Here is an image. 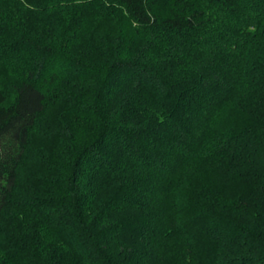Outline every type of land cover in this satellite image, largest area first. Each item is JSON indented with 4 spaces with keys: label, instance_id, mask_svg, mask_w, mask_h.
I'll return each instance as SVG.
<instances>
[{
    "label": "trees",
    "instance_id": "obj_1",
    "mask_svg": "<svg viewBox=\"0 0 264 264\" xmlns=\"http://www.w3.org/2000/svg\"><path fill=\"white\" fill-rule=\"evenodd\" d=\"M2 1L0 71L15 80L0 76V264H264V0H100L131 40L161 42L113 57L83 102L46 121L57 149H44V188L12 202L38 117L102 76L66 56L100 7ZM49 6L70 10L56 45L26 35L29 7ZM23 47L41 69L18 72Z\"/></svg>",
    "mask_w": 264,
    "mask_h": 264
},
{
    "label": "rangeland",
    "instance_id": "obj_2",
    "mask_svg": "<svg viewBox=\"0 0 264 264\" xmlns=\"http://www.w3.org/2000/svg\"><path fill=\"white\" fill-rule=\"evenodd\" d=\"M98 1V6L100 8L98 9L97 17H95L96 19L94 28L88 35L87 40L78 46L69 49L66 56H68L70 59H79L85 63H88L89 65L98 67V70L100 73H102V76H100L97 72V75L93 77L72 82L75 88L73 87L72 90H69L65 94H61L59 100H55L54 102L50 103L46 112H43L38 117L32 131L29 141L30 143L24 155V159L18 166V179L15 187L16 194L11 199V202L13 200L21 199L23 196L24 199L25 196H28L31 193L38 194V192H40L39 190L44 188V168L48 166V159H46L48 156L45 158L44 149H47L49 153L52 152V150L55 151L57 149V145H54V143L49 140V137V139L44 138V131L47 130V126L49 124L46 121L53 119L56 122V115L62 113V111L64 113H66V111H70L66 109L67 103L65 102H68V104L69 102H83L84 100L81 96L83 91L88 92L90 90H94L95 87L98 86L103 78L105 66L110 62V60H112L113 57L117 56L118 54H124L131 57H138L139 55L146 53L150 54L149 45H152L151 42L155 41L156 44L161 42L160 37H147L145 40L137 41L131 40V38L127 36V32H129V30L126 17L123 15V11L119 8H116L117 6L115 7V5L107 1ZM8 8L9 5L5 1L0 0V10L3 11ZM29 8L30 9H28L29 11L27 13L30 14V19L27 23L31 28H28L26 33V35L30 37L29 39L38 41L39 44L42 45L48 43H51V45H56L58 41H61L62 37L60 34L62 33L64 26L62 17L63 14L69 13L70 10L67 9L68 11L65 12L64 8H50L49 6L50 9L44 8V13L38 14L32 11L31 7ZM42 20H44V30L39 28V23ZM37 25L38 27L36 28ZM108 33L113 34L108 35ZM9 42H14V40ZM170 46L174 45L170 44L167 46V44L163 42V48L166 49L167 47L168 50H172ZM14 52L19 56L15 60L17 65L15 68L19 69L18 72L24 71L29 63L37 65L38 69H41V65L44 61L43 56H37L36 58L31 59V53L24 47L20 50L14 49ZM180 53H182V51ZM159 54L160 53L154 54V52H152L148 57H156V59L161 58V55ZM0 76L7 81V84L14 83L15 79L12 80L10 77V72L1 70ZM87 130L89 131L88 127ZM59 146L61 147L60 143ZM32 190L35 193H33ZM12 212L13 211H10V213ZM0 231H4L2 225H0ZM258 232H260V234L264 237V229H260ZM0 233L1 237L4 238L5 235L2 232Z\"/></svg>",
    "mask_w": 264,
    "mask_h": 264
}]
</instances>
